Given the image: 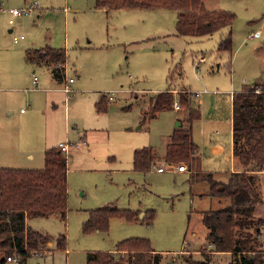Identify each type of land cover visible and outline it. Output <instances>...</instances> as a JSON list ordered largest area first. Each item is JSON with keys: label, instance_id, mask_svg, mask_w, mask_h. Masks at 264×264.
<instances>
[{"label": "rangeland", "instance_id": "obj_1", "mask_svg": "<svg viewBox=\"0 0 264 264\" xmlns=\"http://www.w3.org/2000/svg\"><path fill=\"white\" fill-rule=\"evenodd\" d=\"M204 1L209 9L236 14L232 54L217 50L227 29L202 37L176 34L174 9L107 11L95 7L96 0H0V167L41 168L47 143L71 142L65 152L66 219L55 214L30 219L35 229L52 235L54 251L43 259L32 254L26 264H87L89 250H113L134 236L151 239L162 252L161 264L174 257L183 262L185 242L196 259L203 258V246L210 251L201 211L224 201L191 194L187 161L177 162L187 165L184 174L158 173L154 166L139 171L133 163L135 149L149 145L159 155L156 166L168 163L164 154L177 122L189 125L180 89L198 93L208 119L215 112L228 117L231 91L264 82V0ZM257 30L262 36L253 35ZM46 45L66 48V77L77 78L69 92L66 77L55 76L52 66L26 59L28 48ZM168 89L176 90L180 108L155 110L152 96ZM110 93L107 109L98 110ZM192 126L198 140L201 121L194 119ZM113 203L144 214L154 209V222L113 217L107 231H82L90 210ZM62 232L66 250L55 240ZM210 253L211 264L232 260L227 252Z\"/></svg>", "mask_w": 264, "mask_h": 264}, {"label": "trees", "instance_id": "obj_2", "mask_svg": "<svg viewBox=\"0 0 264 264\" xmlns=\"http://www.w3.org/2000/svg\"><path fill=\"white\" fill-rule=\"evenodd\" d=\"M95 6L106 10L121 8L174 9L177 11L176 34L202 37L227 29L217 50L233 53L232 26L236 14L224 9H209L204 0H96ZM27 61L53 67L54 75L65 77L67 51L65 48H28ZM179 100L189 109V125L176 127L166 145L164 158L171 163L187 161L193 182L207 180L209 194L229 203L217 209L201 211L207 228L203 258L196 259L185 245L183 264H211L210 252H230L229 264H264V82L244 84L233 95L234 155L240 171L232 172L228 181L214 178L203 169L200 146L194 140L192 122L201 116L195 97L189 88L178 91ZM107 95L98 102V110L107 109ZM155 110L171 108L174 92H158L151 98ZM105 103V104H104ZM159 155L152 146L134 151V168L151 169ZM45 164L41 168L0 167V262L8 256L19 262L47 248L52 235L28 224L34 217L67 216L68 158L59 146L45 150ZM119 208L114 203L90 210L82 231H107L113 217L127 221L152 224L155 210ZM67 236L56 237L57 247L66 249ZM87 264H161L162 253L156 251L148 237L134 236L116 243L114 250H89Z\"/></svg>", "mask_w": 264, "mask_h": 264}, {"label": "crops", "instance_id": "obj_3", "mask_svg": "<svg viewBox=\"0 0 264 264\" xmlns=\"http://www.w3.org/2000/svg\"><path fill=\"white\" fill-rule=\"evenodd\" d=\"M124 9H132V8H121V9H112V10L113 11H119V10H124ZM103 10H105V8H103ZM112 10H109V11H112ZM176 18H177V16H176ZM48 46H50V45H46L44 47H48ZM44 47H41V48H44ZM51 47H53V46H51ZM54 48H57V47H54ZM58 48H63V47H58ZM65 77H66V70H65ZM70 77H74L75 78V80L73 82H71V83L69 82V78ZM70 77H68V78L66 77L64 82H66V86H70L71 87L72 84H74V83L76 84L77 83V78L75 76H70ZM33 81H34V79H33ZM38 82H39V78H38ZM38 82H37V84H38ZM171 90H173L174 93L176 92L175 89H171ZM239 90H241V89H238V90L235 89V90L231 91V93H230V98H228V102L230 104L228 117L223 116V113H221V112H215L213 117H210V118L208 117V119H207L201 113V116L198 118V120L201 121L200 138L203 139V140H201L200 138L198 140H196L195 136H194V140L200 146V156H201V159H202L203 169L205 171H207V172H211L215 179L221 180V181H228L232 172H236V171H240L241 170V168L238 166L236 157L234 155V135H233V95H234L235 92H237ZM67 92H69V91H67ZM107 97H109L108 94H107ZM196 97H198V95ZM216 100L217 99L215 98V101ZM197 103H199V107H200V104H203V100H201L199 98V101ZM22 112H25V111L22 109ZM223 127H225V128H223ZM192 129H193V126H192ZM81 135L83 136V135H85V133L82 132ZM193 135H194V132H193ZM60 142H62V141H60ZM59 143L55 144V145H51V144L47 143L44 146V148L47 149V148H50L52 146H58ZM68 143H69V147H68V150H69V148L71 147V142L68 141ZM28 155L31 158L34 157L33 153H29ZM155 164H156V162H154V164L152 165V166H154V168L156 167ZM68 165H69V163H68ZM161 165H163V164H159L157 166H161ZM23 167L24 168H29L30 166L25 165ZM68 170H69V167H68ZM145 172H147V171H145ZM156 172H158V171H156ZM158 173H163L164 174V173H166V171L158 172ZM184 173H186V171H177V172H175V174H184ZM188 182H189V185L191 186V194H197V195H199V197L201 199L209 197V195H210L209 194L210 183L207 180L197 182V186L198 187L196 189L193 188L194 182L192 181L191 177H189ZM203 183H205V184L202 186ZM210 196H212V195H210ZM213 197L214 198H218L216 196H213ZM221 200L224 201V203H222V204L229 203V200H225V199H221ZM144 215H145L144 213L141 214L142 218H143ZM140 221H142V220H140ZM28 224L32 226L30 219L28 220ZM32 227H34V226H32ZM36 228H38V227H36ZM53 242H54V239H52L51 241L48 242V246L46 248V250H48V251L42 250V252L39 251V252L35 253L34 255L39 256V258H42V259L47 257L48 255H51L53 253V251H54L52 249L53 246H54ZM185 245H186V242H185ZM188 245H190V243H188ZM210 247H211V245H209V249H211ZM154 248H155L156 251H159L155 246H154ZM114 249H115V246H114ZM159 252H161V251H159ZM196 252L197 251H195V253ZM180 253L181 254L185 253V246H184V248L182 249V251ZM227 253H230V252H227ZM174 260H176L175 257L173 258L172 262ZM179 260H177L178 261L177 263L178 264H183V262H180ZM182 260H183V257H182ZM14 262L24 263V264L27 263V261L19 262L17 260V261L8 262L6 264H10V263H14ZM170 263H168V264H170Z\"/></svg>", "mask_w": 264, "mask_h": 264}, {"label": "built area", "instance_id": "obj_4", "mask_svg": "<svg viewBox=\"0 0 264 264\" xmlns=\"http://www.w3.org/2000/svg\"><path fill=\"white\" fill-rule=\"evenodd\" d=\"M11 11L15 14H18L20 11L16 8H12ZM254 36L256 37H260L262 36V31L261 30H257L253 33ZM75 80L74 77H70L69 78V82H73ZM38 82V77L35 76L34 77V83L37 84ZM66 91H70V86H66ZM196 94L198 95V93L196 92ZM109 98L110 99H113L114 98V94L111 93L109 95ZM174 106L175 108L179 109L180 108V104L178 103V101H175L174 103ZM60 147V149L64 152H67L68 150V147H69V143L68 141H62L59 143L58 145ZM155 169L158 171V172H163V171H166L167 169H172V170H176V171H188V168H187V165L181 163V164H177V163H171V162H168V163H164L163 165L161 166H156ZM18 258L16 257H11V256H8L5 263H2L0 262V264H6L8 262H11V261H17ZM170 264H178L177 263V260H174L173 262H171Z\"/></svg>", "mask_w": 264, "mask_h": 264}, {"label": "water", "instance_id": "obj_5", "mask_svg": "<svg viewBox=\"0 0 264 264\" xmlns=\"http://www.w3.org/2000/svg\"><path fill=\"white\" fill-rule=\"evenodd\" d=\"M180 124H181L180 121H178V122H177V126H180Z\"/></svg>", "mask_w": 264, "mask_h": 264}]
</instances>
